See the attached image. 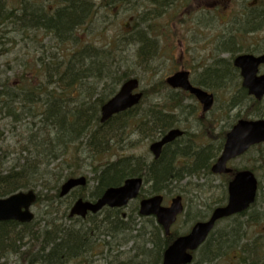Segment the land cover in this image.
Here are the masks:
<instances>
[{
	"label": "trees",
	"instance_id": "obj_1",
	"mask_svg": "<svg viewBox=\"0 0 264 264\" xmlns=\"http://www.w3.org/2000/svg\"><path fill=\"white\" fill-rule=\"evenodd\" d=\"M5 1L0 0V23L12 18L11 23L17 24L20 36L32 28L41 29L55 40L59 49L69 44L75 47L79 31L97 12L89 0H60V5L51 10L47 5L37 4L36 0H19L18 8L5 7ZM151 3L164 10L170 3L175 4V0H151ZM248 7L252 8L239 19L242 25L239 32H258L264 28V8L259 4ZM142 32V29L136 32L135 37L139 44L137 55L141 61L152 56L153 45L158 44ZM235 35L225 40V45L229 43L231 47L224 45L223 49L231 51L232 56L243 51L241 48L235 51L232 47V42L235 44L238 39ZM110 48L86 43L71 53H51L47 59L40 55L35 61L42 73V80L37 81L34 75L30 78L22 73L16 84L10 82L1 85L0 109L7 108L8 116L11 114L5 91L13 92L17 97L11 101L20 115L14 123L24 126L26 119L30 123L26 128L29 136L24 138L16 158H10L5 151L0 153V198L19 190L35 189L36 182L40 181L43 189L37 191L35 204L45 203L46 210L43 221L35 218L29 223L14 220L0 222V264H91L90 259L96 255H102L106 264H162L165 249L178 235L185 233L175 228L166 235L153 216L143 217L139 214L137 201L127 206L131 208L128 213L122 212L124 208H105L100 219V212L86 219L70 217L68 209L71 203L62 211L55 206L65 198L59 194L63 179L77 175L88 158L94 157L97 161L120 143L114 139V128L120 129L124 124H129V118H124L125 115L133 113V126L146 137L161 136L177 126L173 103L180 105L178 98L185 94L178 91L174 94L178 98L174 97L173 89L165 81L159 85L169 92L160 103L151 104L142 113L137 112L146 97L144 94L139 105L101 123V106L119 85L130 78L127 71L119 73L117 69L109 67L113 65L107 63L112 52ZM207 71L217 76L224 72L239 77L238 71L228 61L223 66L216 63ZM238 87L239 95L231 98L229 106L239 105L246 100L250 105L249 113L264 114L262 101L253 100L240 84ZM103 90L106 92L103 93ZM114 121L118 126L113 125ZM209 125H204L206 133L211 131ZM227 131L220 132L218 136L212 134L216 138L212 142L196 144L197 141H191L176 149H173V143L169 144L156 160L153 157L148 159L124 154L115 155L113 160L99 159V166L96 164L93 168L95 183L90 198H98L108 187L119 186L126 178L133 176L143 177L153 193H161L172 183H180L188 176L205 172L212 175L211 164L222 150ZM262 159L264 161V150ZM6 163H12L8 169L5 168ZM51 164L57 173L49 169ZM228 179L224 181L221 196L213 199L208 211L188 213V222L193 224L207 218L208 212L216 205L225 203ZM77 197L87 198L84 195ZM257 205L258 200L248 210L228 218L230 222L224 227L215 229L198 249L191 264H264V234L251 239L246 234L251 232V224L257 225L264 219V213L258 211ZM62 219L73 222L67 223ZM86 220L90 224L87 227L80 223ZM128 245V249L121 250Z\"/></svg>",
	"mask_w": 264,
	"mask_h": 264
},
{
	"label": "rangeland",
	"instance_id": "obj_2",
	"mask_svg": "<svg viewBox=\"0 0 264 264\" xmlns=\"http://www.w3.org/2000/svg\"><path fill=\"white\" fill-rule=\"evenodd\" d=\"M89 1L97 8V12L89 18L86 27L79 31V40L75 47L69 44L59 49V45L56 44L55 40L50 35H46L45 31L41 29L32 28L26 34L20 36L21 32L18 31L17 24L11 23L12 18L2 20L0 23V88L3 83L13 82L16 84L22 73L30 78L31 75H34L37 81L42 80V73L35 61L38 56L41 55L47 59L51 53H55V55H58L59 52L62 54L71 53L73 50H79L84 44L89 43L103 48L111 47L112 52L108 56L107 63L113 65L109 67L113 70L117 69L119 73L127 71L130 77H137L140 80V89L143 92L148 91V93H144L146 97L140 105L141 108L137 111L139 113L148 109L151 104L158 101L160 103V100L169 90L159 85V83L165 81L167 76L178 69L188 70L191 80L196 84L201 77L203 80L208 81L207 87L203 88L214 94L215 103L213 108L204 115L201 114V105L195 97L184 95L178 98L174 95L175 91L173 90V96L181 101V104L177 106V126L188 132L184 140L179 141L177 145H173V149L184 147L191 141H197L196 144L198 142L215 141L216 138L212 134L218 136L220 132L229 130L239 118L264 117L262 112L249 113L250 105L249 101L246 100L239 105L229 106L232 102L231 98H235L237 94L239 95L240 77L229 73L227 74L229 75L228 78L217 83V80L211 78L212 75L208 71L204 73L206 69L214 67L216 63L223 66L228 61L233 66V58L238 54H260L264 52V28L258 32H239L242 27L239 21L241 15L252 8L248 6L259 4L264 8V0H175V4L170 3L164 10L158 9L159 6L152 4L151 0ZM36 2L39 5H47L49 10L60 5V0H36ZM7 6L18 8L19 0H6L5 7ZM251 10H254V8ZM141 29L147 36L158 42V44L153 45V55L146 57L147 59L144 58L142 61L137 55L139 44L135 41L136 32ZM143 32L142 34H144ZM232 35L238 38L235 44L232 42V45H234L232 47L235 51L240 48L243 50L239 53L234 52V54L236 53L234 56H232L231 51L223 50L225 46L231 47L229 43L225 45V40H228ZM259 73H264V69L261 68ZM119 87L120 85L117 87L116 92ZM102 92L105 93L106 91L103 90ZM262 103L264 105V100H262ZM247 112L249 114L244 116ZM132 115L133 113L124 116V118L127 116L129 118L127 126L124 124L120 129L114 128V139L120 141V143H117L113 150H110L98 160H113L116 157L115 155L118 154L136 155L148 159L153 157L149 145L160 136L158 134L149 137L141 135L133 126ZM28 121L26 119L23 126L9 122L7 118H0V153L5 151L10 158H16L24 138L27 139L29 136V132L26 130L30 123ZM207 123L210 124L211 130L207 132L208 134L204 130V125ZM113 125L118 126L115 121ZM263 150L264 146L260 147L258 145L229 163V165L236 168H252L255 172L259 180L257 209L261 213H264ZM98 160L96 161L94 157H90L85 161V164L80 168V172L75 176L84 175L88 179V183L83 188L74 189L61 203L55 204L61 211L66 209L69 203L72 204L77 195H84L85 198L90 199L95 183L93 168L96 164L99 166ZM11 164L6 163L5 168L8 169ZM49 169L53 173H57L53 164L49 166ZM63 181L65 179L60 182V185ZM224 181H226L225 176L221 178L213 174L207 175L205 172L200 175L188 176L180 183H170L171 185L161 191V194L164 195V204L168 205L174 195L182 194L186 206L185 213L176 225L172 226V230L176 228L180 232L189 231L192 222H188L187 213L207 212L213 199H218L221 196ZM51 185H54V182H51ZM42 189L43 186L40 181L36 182L35 190ZM51 192L54 193V190H51ZM141 193L142 196L144 195L143 197L155 194L150 184L146 183H144ZM44 204L43 202L35 204L32 208L37 221H43L46 210ZM130 210V207L125 206L122 212L128 213ZM105 211L99 213V219ZM59 215L63 218L61 214ZM53 216L57 217L56 214H53ZM62 220L67 223L73 222ZM228 220L230 219L220 221L215 229L224 227L225 224L230 222ZM80 223L85 227L90 225L87 220L85 223L83 221ZM250 230V233H246L250 239L253 236L264 234L262 233L264 231V219H261L257 225L251 224ZM128 248L129 245L122 247L121 250ZM90 261L91 264H106V260L102 255H96Z\"/></svg>",
	"mask_w": 264,
	"mask_h": 264
},
{
	"label": "water",
	"instance_id": "obj_3",
	"mask_svg": "<svg viewBox=\"0 0 264 264\" xmlns=\"http://www.w3.org/2000/svg\"><path fill=\"white\" fill-rule=\"evenodd\" d=\"M233 64L241 71L243 87L257 100H262L264 97V74H259V68L264 65V53L259 55L239 54L234 58ZM166 82L172 88H181L195 95L202 103L203 111H207L213 106V93L194 86L189 80V71L179 70L169 75ZM142 97L143 91L140 90L139 79L131 77L125 80L117 93L102 105L100 121L105 123L113 115L132 108L140 103ZM183 133L184 131L180 128H172L160 139L151 143L149 148L154 158L158 159L163 147ZM262 142H264V118L238 120L226 134L222 152L212 165L211 171L216 174L232 173L233 169L228 167V162L244 154L251 146ZM86 183L85 176L69 178L61 185L60 195L65 196L73 188L85 186ZM142 186V177H129L119 186L108 187L96 201L79 198L71 207L70 216L85 217L88 212L96 213L106 206L124 207L131 200L138 198ZM257 192L258 179L252 170L243 169L235 172L228 183L227 202L216 207L208 219L196 222L187 234L178 236L164 251L162 264L191 263L192 253L206 241L216 222L248 209L255 202ZM36 198L37 194L33 189L20 190L1 197L0 222L15 220L20 223H28L33 221L35 214L31 207ZM163 200L164 197L161 194L142 198L139 201V213L142 216H155L166 235H169L172 225L182 213L184 206L180 195L172 197L167 206L163 204Z\"/></svg>",
	"mask_w": 264,
	"mask_h": 264
},
{
	"label": "flooded vegetation",
	"instance_id": "obj_4",
	"mask_svg": "<svg viewBox=\"0 0 264 264\" xmlns=\"http://www.w3.org/2000/svg\"><path fill=\"white\" fill-rule=\"evenodd\" d=\"M263 69H264V65H263ZM179 70V69H178ZM205 73V72H204ZM203 73V74H204ZM190 81L194 84V85H196V86H199V87H207V83H208V81H205V80H203L202 79V77L199 79V81L197 82V84L196 83H194L192 80H191V77H190ZM210 81V80H209ZM220 82V80H218L217 79V83H219ZM205 89V88H204ZM173 90L175 91V93H177L178 91H181V92H183L186 96L187 95H191V93L190 92H187V91H185V90H183V89H181V88H173ZM207 90V89H206ZM209 91V90H208ZM197 99V98H196ZM197 101L199 102V100L197 99ZM199 104L201 105V114L202 115H204V114H206V113H208L210 110H207V111H203V105L199 102ZM173 111H174V114H175V116H176V119H177V106H179V105H176V103H173ZM186 132L187 131H185L184 130V133L180 136V137H178V138H176L175 140H173V145H177L178 144V142L179 141H181V140H184L185 138H186V136L188 135H186ZM171 143V144H172ZM177 147V146H176ZM231 177V176H230ZM176 195H180L181 197H182V203H183V206H184V209H183V211H182V213L177 217V219H176V221L174 222V224H173V226L174 225H176V223L181 219V217H182V215L185 213V211H186V206H185V203H184V199H183V196H182V194H176ZM174 197V196H173ZM169 204H170V202H169ZM168 204V205H169ZM218 206H222V205H217L216 207H218ZM188 214V213H187ZM192 214V213H191ZM235 215H238V214H234V215H232L231 217H234ZM186 220V219H185ZM175 229V228H174Z\"/></svg>",
	"mask_w": 264,
	"mask_h": 264
},
{
	"label": "bare ground",
	"instance_id": "obj_5",
	"mask_svg": "<svg viewBox=\"0 0 264 264\" xmlns=\"http://www.w3.org/2000/svg\"><path fill=\"white\" fill-rule=\"evenodd\" d=\"M144 53H146V52H144ZM211 75H212L211 78L213 77L215 80H217V79L218 80L225 79V78H228V76H229V75L225 74L224 72H220L218 74V76L215 75L214 73L211 74ZM5 97H6V100H7V103H8V107H9V110H10L11 114L8 116V114H7L6 110H5L7 108H5L4 110L0 109V114H1L0 118H2V119L7 118L9 121L14 123L17 118L19 119L20 115H18V112H16L15 108L13 107L14 103L11 101V99H15L17 97V95L15 93H13V92L5 91ZM0 107H1V104H0ZM85 231H89L90 232V230H85Z\"/></svg>",
	"mask_w": 264,
	"mask_h": 264
}]
</instances>
